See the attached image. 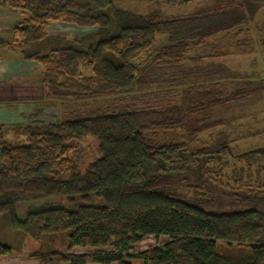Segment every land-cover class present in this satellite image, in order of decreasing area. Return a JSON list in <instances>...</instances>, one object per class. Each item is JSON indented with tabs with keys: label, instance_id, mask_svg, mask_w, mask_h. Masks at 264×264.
Returning <instances> with one entry per match:
<instances>
[{
	"label": "trees",
	"instance_id": "obj_1",
	"mask_svg": "<svg viewBox=\"0 0 264 264\" xmlns=\"http://www.w3.org/2000/svg\"><path fill=\"white\" fill-rule=\"evenodd\" d=\"M118 1L0 0V9L24 15L0 51L38 62L42 101L59 110L52 122L35 111L25 125H0V216L12 232V244L0 243V257L18 253L37 264H264V146L233 155L227 141L191 145L202 132L224 131L229 122L214 116L256 97L262 82L242 78L228 91L232 76L186 84L183 70L192 49L250 22L264 0H217L175 17L140 14ZM50 22L97 30L68 40L49 33ZM91 104L98 106L86 112ZM177 129L186 141L151 137ZM11 133L22 139L10 140ZM87 137L96 141L97 156L82 170L77 146ZM145 236L168 239L129 254ZM75 247L87 251L77 254Z\"/></svg>",
	"mask_w": 264,
	"mask_h": 264
},
{
	"label": "rangeland",
	"instance_id": "obj_2",
	"mask_svg": "<svg viewBox=\"0 0 264 264\" xmlns=\"http://www.w3.org/2000/svg\"><path fill=\"white\" fill-rule=\"evenodd\" d=\"M216 1L217 0H190L185 3L182 0H119L118 5L140 14H147L154 10H160L166 17H175L189 15L201 8L214 6ZM23 18L24 15L21 11L8 7H2L0 9V45L12 40L13 29ZM96 30V27L85 28L62 22H50L48 28L49 33L63 36L68 40H74L81 36L93 34ZM160 38L162 37H158V39ZM261 39H264V7L257 12L250 22L239 25L228 33H222L212 39L214 41L209 40L206 43L207 45H204V52L211 53L212 60L222 62L221 59L223 60L230 57L235 61H232V64L238 62L241 68H243V71L239 70L240 73H237L240 74V77L235 75L226 79L230 83L228 91L235 90L237 88V81L242 80V78L261 81L262 91L256 97L240 102L226 109L225 112H221L214 116V118L217 119L223 118L229 123V120L233 116L235 120L231 121L230 124L228 123L229 125L227 124L228 127L225 128L226 130L224 129L220 134V129H211L200 133L197 138L191 142L192 148L212 146L219 142L227 141L233 155H239L264 146V128L262 129L264 126V53ZM216 51H221L230 55H217ZM232 54H234L235 57H233ZM8 63L16 67L15 82L18 84L29 82L35 85L34 88L38 89L36 86H39V75L43 70V67L38 62H26L19 53H8L1 50L0 66H6ZM244 73L246 74L244 75ZM31 84H27L26 86L30 87ZM227 85L228 84L225 85L226 89ZM20 90L21 92L17 91L16 93H12L9 97L7 96V100L0 102V125H25L30 121V115L35 111L43 112L42 115L39 116L40 119L48 122L54 121V117L59 111L57 107L45 105L42 98L36 99L37 93L35 90L23 92L25 90L23 87ZM158 97L166 100L168 95L162 93ZM158 97H154L151 100L154 102L157 101L158 104L160 103L157 100ZM171 98L173 102H175L174 94ZM176 101H178V99H176ZM88 106L86 112L89 109L97 107L98 104H91ZM29 110L32 111L30 114H28ZM228 128L232 129L229 130ZM260 129L263 132L260 131V133L256 134V130ZM151 137H154L160 143H176L187 140L186 134L182 129L158 131L152 134ZM9 139L19 140L22 139V137H14L13 133H11ZM77 147L82 156L80 168L84 170L86 165L97 156V144L94 139L87 137L83 139ZM231 169L232 167L225 170V175L222 176L223 181L227 180L226 176L230 174ZM179 192L187 198L194 196L193 192L190 190L180 189ZM217 195L220 194L217 193ZM207 209L224 211L230 210L231 208L228 206L211 205L208 206ZM167 239V236H160L158 238L154 236H145L139 242L130 245L128 253L136 256L140 252L149 250L154 246L163 245ZM0 243L5 245L12 244V232L6 215L0 216ZM100 250L111 251L112 249L100 248ZM74 251L77 254H82L86 252L87 249L76 247ZM11 257V260L0 261V264H6V262H10L11 264H37L18 253ZM132 262V264H142V262L137 259H134Z\"/></svg>",
	"mask_w": 264,
	"mask_h": 264
},
{
	"label": "crops",
	"instance_id": "obj_3",
	"mask_svg": "<svg viewBox=\"0 0 264 264\" xmlns=\"http://www.w3.org/2000/svg\"><path fill=\"white\" fill-rule=\"evenodd\" d=\"M215 37H213L209 40H212ZM212 41H214V40H212ZM206 43L192 49L186 55L185 60L183 61V70H184V74H185L186 84L204 83L205 81L216 82L217 80L223 79V77H225V76H232L233 77V76L237 75L238 77H240L239 76L240 74H237V73H240L239 70L243 71L242 70L243 68H241V65L238 62L232 64L231 62L233 60L230 57L225 58L223 60L221 59L222 62H220L218 60H216V61L212 60L211 59L212 54L204 52L205 50L203 49V47ZM210 43L215 44L216 42H210ZM4 52H7V51H4ZM216 54L222 55V56L223 55H227V56L230 55L228 53L225 54L221 51H216ZM232 56L235 57L234 54H232ZM26 62H31V61H26ZM233 62H235V61H233ZM15 70H16L15 65H12L9 63L6 66H0V102L7 100L8 97L12 93H16L17 91L21 92L20 89L22 87L25 88V90L23 92H30L31 90H35L37 93L36 99L42 98V87H41L40 83L38 84L39 86H36V87H38V89L34 88L35 85H32L29 82H23V83L19 82L20 84H18L17 82L14 81L15 80ZM245 74L246 73H244V75ZM27 84H31L30 87H27L26 86ZM175 99L179 100V97H175L174 100ZM26 106H28V105H26ZM30 112H32V111L29 110L28 114H30ZM230 120L233 121L234 116ZM263 128H264V126L262 127V129ZM241 131H243V130H241ZM256 131L257 132H260V131L263 132L261 129L256 130ZM14 254H16V253H13V255ZM11 258L12 257H0V261H4V260L8 261V260H11ZM6 264H11V263L6 262Z\"/></svg>",
	"mask_w": 264,
	"mask_h": 264
}]
</instances>
